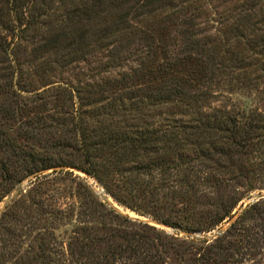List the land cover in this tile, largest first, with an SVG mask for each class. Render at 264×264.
I'll return each mask as SVG.
<instances>
[{
    "label": "trees",
    "instance_id": "1",
    "mask_svg": "<svg viewBox=\"0 0 264 264\" xmlns=\"http://www.w3.org/2000/svg\"><path fill=\"white\" fill-rule=\"evenodd\" d=\"M58 167L186 233L238 216L179 237L77 175L66 247L62 211L21 193L0 264H264V198L243 208L264 191V0H0V203Z\"/></svg>",
    "mask_w": 264,
    "mask_h": 264
},
{
    "label": "rangeland",
    "instance_id": "2",
    "mask_svg": "<svg viewBox=\"0 0 264 264\" xmlns=\"http://www.w3.org/2000/svg\"><path fill=\"white\" fill-rule=\"evenodd\" d=\"M78 71L79 70H77V64H76L72 66L70 69H66L64 71L65 75H62V79L71 81L72 78L75 77L76 78L75 80H77V73H80ZM228 97L227 99L225 98L224 99L221 98L219 100L213 99L212 100L213 106H219L221 104H227V105L233 104L234 102L232 98L230 97L228 98ZM69 172H72V173H69ZM77 175L87 182V184L90 186L93 192L97 194L101 200L107 202L109 205L114 207L121 214L128 216L132 219H138L144 222H148L160 229L166 230L170 234L177 235L179 237H187L189 239L194 238V239H199V240H206V239L212 240L217 236L215 232H217V230H219L222 226H224L229 221V220L226 221L224 224H222L221 226H219L217 229L213 230L212 232L204 233V234H190V233H186L182 230L174 229L166 225L159 226L163 224H160L146 216H142L118 204L106 192L105 188L100 184V182L96 178L86 174L85 172H82L75 168H69V167H58V168L42 171V172H39L27 178L22 183L18 184L12 190V192L7 197H5L4 200L0 203V216L4 212L6 207L19 194L21 193L25 194L26 192L29 193L32 191V195L34 198L45 201L44 206L47 207L49 212L51 213L52 211L56 212V210L62 211L61 215H57V212H56V216L63 218V220L58 221L55 226L57 228L55 230V235H56V239L58 240L56 247L58 249L60 243L62 242H65V247H66L69 237L72 235L74 229L77 228V216H78V211H79V207H78L79 200L77 199V181H76L77 179L75 178ZM45 176L48 177L49 181L46 185L44 184L40 186L38 181L40 179H43V177ZM261 194H264V191H262L261 193L260 192L253 193L251 198H253L254 196H259ZM248 201L249 200H247L245 204ZM50 222H52L51 219H50ZM42 223H46V222H42ZM24 248H27V245Z\"/></svg>",
    "mask_w": 264,
    "mask_h": 264
},
{
    "label": "water",
    "instance_id": "3",
    "mask_svg": "<svg viewBox=\"0 0 264 264\" xmlns=\"http://www.w3.org/2000/svg\"><path fill=\"white\" fill-rule=\"evenodd\" d=\"M264 194H261L259 196H254L253 198L249 199V201L243 206V208H246L248 204L254 203L255 201L259 200L260 198H263ZM237 217V216H236ZM236 217L232 220H229L224 226H222L217 232H215L217 235L221 234L224 232L236 219ZM158 224V223H157ZM159 225V224H158ZM159 226H165V225H159Z\"/></svg>",
    "mask_w": 264,
    "mask_h": 264
}]
</instances>
